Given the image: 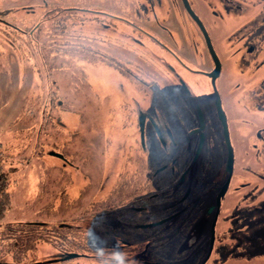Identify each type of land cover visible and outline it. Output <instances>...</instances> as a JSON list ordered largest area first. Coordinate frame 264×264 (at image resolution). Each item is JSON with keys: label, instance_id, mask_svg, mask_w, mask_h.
<instances>
[{"label": "rangeland", "instance_id": "374dc122", "mask_svg": "<svg viewBox=\"0 0 264 264\" xmlns=\"http://www.w3.org/2000/svg\"><path fill=\"white\" fill-rule=\"evenodd\" d=\"M82 1L0 0V141L15 163L11 174L16 178L9 186L11 203L0 218V262L24 264L58 256V238L53 234L43 236L42 232L25 246L6 234L13 232L9 235L14 237L18 229L39 228L40 221L68 228L75 220L72 214L77 213L75 208L67 210L72 206L68 204L78 203L81 210L84 203L94 208L98 199L109 195L130 199L134 180L150 182V192L174 181L169 172L154 173L165 159L156 142L147 167L135 155L140 169L134 172L139 135L134 103L146 106V94L158 86L160 91L155 90L148 103L153 99L158 109L165 110L163 80L155 83L150 71L166 57L177 66L172 55L148 40L139 25L142 21L184 53L195 51L196 65L207 67L209 54L198 26L181 5L165 13L158 0L154 5L152 0H95L92 6L99 4L105 12L68 7L90 4ZM195 1L224 61L219 87L233 130L234 175L215 226L213 244L217 246L231 241L233 228L228 217L234 206L241 208L264 198V141L257 135L260 132L264 137V0H232V5L225 0ZM212 9L217 13L212 14ZM36 24L39 27L32 29ZM248 36H253L251 51L246 45ZM134 38L145 44L139 46ZM134 64L142 70H134ZM181 74L213 118L212 148L205 149L196 162H191L192 153L183 157L186 164L193 165L187 182L191 181L195 195H201L217 175L225 173V156L209 80L199 72ZM192 122L185 115L188 127ZM167 200L156 198V209L136 214V224L171 211L165 210ZM130 206L134 207V199ZM207 206L192 207L188 212L186 225L192 223L189 252L178 256L170 250L151 258L141 255L139 246L137 259L148 256L153 264H173L181 257L178 264H201L212 240ZM122 211V220L134 217V212ZM65 216L67 221H61ZM132 224L135 226L134 218ZM125 227L132 229L128 221ZM154 228L160 226L136 225L134 235L140 238ZM166 238L167 244L174 239ZM121 257L123 264H134V252ZM224 264H264V258L252 262L229 259Z\"/></svg>", "mask_w": 264, "mask_h": 264}, {"label": "flooded vegetation", "instance_id": "af4514ba", "mask_svg": "<svg viewBox=\"0 0 264 264\" xmlns=\"http://www.w3.org/2000/svg\"><path fill=\"white\" fill-rule=\"evenodd\" d=\"M70 1H79L77 3L83 2L82 0ZM89 1V5L78 4L68 5V7L73 9H81L82 11L90 9L92 11L105 12L103 11L105 9L101 8L99 4H97L98 6H92L95 0ZM158 1L160 5L163 6L165 13L171 11L170 8L173 10L181 5L188 16L196 23L208 51L210 65H208L209 67H201L199 64L196 65L198 56L195 51L191 54L186 51L185 53L182 52V50H179L177 47L169 44V42H166V40L160 37L155 30H153L149 26H146L142 21L141 25H139L137 21L134 20V24L139 25L140 30L147 35V39L151 40L153 44L163 49L169 55H172V57L174 58V62L177 64L176 66L171 63L169 60L170 58H162V64L158 68H156V70L153 69V72L150 71L155 83L159 81V78L163 80V87H165L166 89L165 95L163 96L165 110L162 111L158 109L154 105L153 99L151 104L148 103L149 98H151L152 96V93H154L155 90H157L158 92L160 91L158 86L156 89L153 88L152 92L150 91V93L148 92L146 94L148 99L146 106L140 105L138 102L134 103V122L139 134L137 146L134 147V172H137L140 169L139 164L136 163L137 159L135 158V155L141 157L142 162H145L144 167H147L151 161V146L154 142H156L159 146H161V153H163L165 159L163 163L157 167L154 173L157 176L161 172H169L170 178H174V181L171 183L169 182L164 187H160V190L158 191L150 192V182L138 183L136 180H134V196H132L130 199H118L114 198L112 195H109L106 198L101 197L100 199H98L96 205H93L94 208L89 205L87 206L88 203H84L81 207V210L77 209L80 205L78 203L68 204L72 206H69L67 210H71L73 208H75L74 210H77V213L72 214V216H74L75 218V220H73V225L68 226V228H58L56 226L57 224L52 222L45 223L43 221H40V225L39 222H37L39 226V228H37L39 235H42L43 232V236L53 234L52 236H56L58 238L56 241L58 256L47 258L46 260H37L24 264H123L121 261V255L123 251L127 252L128 250H130V252H134V264H153L154 261L149 257L152 258L154 256L151 255V243L156 237L164 239L166 237L177 239L178 237L179 240H171V244L168 243L167 248H169V251L171 250V253L177 252L179 256L180 253H183L184 251L189 252L191 250V247H189L191 244L189 242V239H187L189 238L188 234L191 232L189 230L192 225V223L190 225H186L190 217V213L188 212L192 209V207L196 209V207H203V205L205 204L208 205L205 209V215H207L208 219H210V216L212 217L210 226L212 235L213 221L215 220L216 223L218 221V216L222 203L224 201V197L229 191L231 180L234 175V166L231 173L226 169L228 145L217 106V103L219 101L222 110L224 111L228 133L230 136V141L232 143V121L228 109L225 106L223 96L224 92H222L221 87H219V79L220 77H222L224 72V61L215 47L213 36L211 35L207 24L197 10V6L195 3L196 1L187 0L192 10L204 24L210 36L214 50L221 62V69L219 75L215 80L214 86L212 82V76L210 74L216 67L214 57L208 46L206 37L200 24L188 10L185 0ZM225 1L232 5V0ZM86 2H88V0H86ZM155 2V0H152L151 4L154 5ZM167 7L168 11H166ZM148 12L149 11L147 10L144 11V14L147 17L150 16ZM211 13L216 14L217 11L215 9H212ZM139 14H141V11H139ZM155 18L157 19V16H155ZM247 38V49L251 51L254 48V45H252L250 41L253 36H248ZM134 40L139 44V46H143L145 44L144 40L142 39L134 38ZM192 65L196 66L192 67ZM247 65L245 62V66ZM140 69V66L134 64V70ZM182 71L199 72L209 80L213 92L212 105L215 111L214 117L216 123L220 126L219 136L221 138L222 148L225 156V173L217 175L216 179L212 182V185H210L201 195H195L196 190L191 185V181L187 182V177L189 176L188 174H191L193 165L188 163L186 164L183 161V157L192 153L191 162H196V160L199 159V156L204 152L205 149L208 151V148H212L215 138V134L213 133V128L211 126L213 118L208 116L206 111L201 106L200 101L196 99L194 92L188 86L186 79L181 74ZM185 115H188V117H192L194 121V124L192 122L193 125H189L188 127V125L185 124ZM202 124L203 128L201 127ZM257 135L261 136L262 140L264 141V137L260 132H258ZM179 173L180 175L178 176ZM226 182L227 186L225 187L224 194L221 196L220 206H218L217 198ZM156 198L168 199L167 201L169 202V204H167L165 210L170 209L171 211L155 220L139 222L142 224H136V220L138 219L136 214L141 215V213H149L148 211L156 209ZM133 199L134 207L130 206V201H132ZM63 202L59 205H63ZM138 203L142 204L136 205ZM82 209L84 210L83 212ZM123 209H125V211L128 210L126 212H134V217L129 216V220H125L124 222V220H122ZM241 209L242 207L236 208L234 206L231 215L228 218L231 221L237 219L240 215L239 211ZM61 218V221L63 222L67 221L68 219L67 216ZM133 218L135 226L137 225L140 228L152 226H160V228H158L157 230V227L154 229H150L147 234L142 235L140 238H137V235H134L135 226L132 224ZM159 220H162V222L157 225L142 226L143 224ZM179 220L180 222H178ZM127 221L130 222V225H132V229L129 231L125 227ZM60 224L64 226V223ZM183 225L185 226L184 230ZM92 237H95V239H92ZM139 239L141 240V245H138ZM213 242L214 237L211 240L209 249L212 245H214ZM165 243H167V240L165 241ZM139 246L141 255H148L149 257L142 256L139 260L137 259L138 253L136 252V250H138ZM94 251H98L99 254H95ZM196 251L200 252L201 249L198 248ZM184 256H186V254ZM79 258L84 259V261L80 262L81 260H79ZM180 261L181 257H177L172 262H174L173 264H178ZM0 264L21 263L7 261L6 263L0 262Z\"/></svg>", "mask_w": 264, "mask_h": 264}, {"label": "trees", "instance_id": "16d2710c", "mask_svg": "<svg viewBox=\"0 0 264 264\" xmlns=\"http://www.w3.org/2000/svg\"><path fill=\"white\" fill-rule=\"evenodd\" d=\"M14 164L12 158L6 153L3 143L0 141V218L5 216L7 206L11 203L12 193L9 186H13V182L16 181V178L12 177L11 174L13 173L11 167ZM239 214L237 219L231 221L233 228L231 241L229 243L221 242L217 246L215 244L212 245L207 253L204 254L201 264H216L215 260H217V264H224L229 259L252 262L257 258H264V198L243 206ZM16 232H14V235H16H13L14 237L9 235L13 232L6 235L24 246L39 235L37 228L33 226L27 230L18 229ZM92 239H95V237H92ZM177 239L179 240L178 237ZM152 243L151 255H160L169 251L165 239L159 242L153 239ZM94 252L95 254H99L98 251ZM127 252H130V250ZM127 252L123 251L122 255ZM129 258L131 259V257Z\"/></svg>", "mask_w": 264, "mask_h": 264}, {"label": "water", "instance_id": "95a60500", "mask_svg": "<svg viewBox=\"0 0 264 264\" xmlns=\"http://www.w3.org/2000/svg\"><path fill=\"white\" fill-rule=\"evenodd\" d=\"M185 3H186V6L188 8V10L190 11V13L194 16V18L197 20V22L200 24L203 32H204V35L206 37V40H207V43H208V46L211 50V53L214 57V60H215V63H216V67L214 69V71H212L211 76H212V82H213V85L215 86V80L217 78V76L219 75V72H220V69H221V62H220V59L218 58V55L216 54L215 50H214V47L212 45V42H211V39H210V36L204 26V24L202 23V21L200 20V18L195 14V12L192 10V8L190 7V4L188 3L187 0H185ZM217 106H218V113H219V116L222 120V124H223V127H224V133H225V136H226V141H227V145H228V158H227V165H226V169L227 171H229L230 173L233 171V166H234V150H233V147H232V143L230 141V136H229V133H228V128H227V123H226V119H225V116H224V111L222 110V107H221V104L217 103ZM203 128V124L201 126ZM227 186V182L224 184L218 198H217V204L218 206H220V199H221V196L224 194V190H225V187ZM162 220H159V221H155V222H151V223H146V224H143L142 226H152V225H157L159 223H161ZM215 224H216V221L214 220L213 221V224H212V239L214 237V233H215Z\"/></svg>", "mask_w": 264, "mask_h": 264}, {"label": "crops", "instance_id": "0c3cea01", "mask_svg": "<svg viewBox=\"0 0 264 264\" xmlns=\"http://www.w3.org/2000/svg\"><path fill=\"white\" fill-rule=\"evenodd\" d=\"M0 10H2V8H0ZM39 27V24H36L35 26H34V28H32V29H37Z\"/></svg>", "mask_w": 264, "mask_h": 264}]
</instances>
